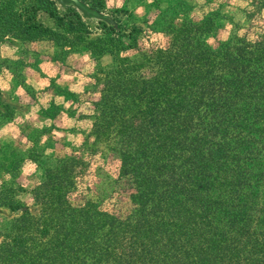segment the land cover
Masks as SVG:
<instances>
[{
	"label": "trees",
	"instance_id": "16d2710c",
	"mask_svg": "<svg viewBox=\"0 0 264 264\" xmlns=\"http://www.w3.org/2000/svg\"><path fill=\"white\" fill-rule=\"evenodd\" d=\"M39 13L64 34L89 33L75 9L59 13L52 0L0 7V31L61 39ZM99 27L116 39L85 43L98 58L108 44L119 58L147 37ZM199 29L168 28L169 47L150 51L155 72L136 75L129 61L99 70L89 130L29 192L38 215L12 186L0 189V207L22 210L0 228V264H264V30L212 49ZM112 140L133 218L77 195L88 161Z\"/></svg>",
	"mask_w": 264,
	"mask_h": 264
},
{
	"label": "rangeland",
	"instance_id": "374dc122",
	"mask_svg": "<svg viewBox=\"0 0 264 264\" xmlns=\"http://www.w3.org/2000/svg\"><path fill=\"white\" fill-rule=\"evenodd\" d=\"M30 0H0V7L20 8ZM57 12L72 7L88 26V34L75 36L57 29L43 13L38 21L58 32L61 39L49 35L23 36L0 31V189L12 186L15 198L36 217L39 209L30 198V190L42 179L43 169L71 147H77L89 130L90 115L101 89L100 69H112L129 61L136 75L155 72L150 51L169 47L170 27L183 23L199 27L200 40L214 49L218 43L235 36L251 37L264 30V7L256 0H52ZM247 13L252 14L247 18ZM99 23L126 36L132 29L147 34L137 49L122 50L119 58L111 53L98 58L85 43L107 40ZM121 42H125L123 38ZM113 48V49H112ZM99 146L78 180L80 201L90 199L102 210L123 220L133 218L132 193L125 179L116 176L112 149ZM88 159V158H86ZM83 158V161H86ZM5 184V185H4ZM80 204L81 202H77ZM0 207L2 224L20 214ZM0 231V240H1Z\"/></svg>",
	"mask_w": 264,
	"mask_h": 264
}]
</instances>
